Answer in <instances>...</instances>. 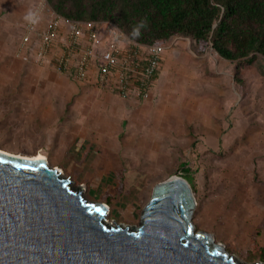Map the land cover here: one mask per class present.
<instances>
[{"label": "rangeland", "instance_id": "1", "mask_svg": "<svg viewBox=\"0 0 264 264\" xmlns=\"http://www.w3.org/2000/svg\"><path fill=\"white\" fill-rule=\"evenodd\" d=\"M35 2L0 0V150L42 154L124 225L139 226L154 186L181 176L194 230L264 262V58L241 65L238 82L235 62L181 36L188 45L166 52L158 77L162 104L128 103L18 60V21Z\"/></svg>", "mask_w": 264, "mask_h": 264}, {"label": "water", "instance_id": "2", "mask_svg": "<svg viewBox=\"0 0 264 264\" xmlns=\"http://www.w3.org/2000/svg\"><path fill=\"white\" fill-rule=\"evenodd\" d=\"M83 190L46 160L0 150V264H264L194 230L181 176L154 186L139 226L108 220V206Z\"/></svg>", "mask_w": 264, "mask_h": 264}, {"label": "built area", "instance_id": "3", "mask_svg": "<svg viewBox=\"0 0 264 264\" xmlns=\"http://www.w3.org/2000/svg\"><path fill=\"white\" fill-rule=\"evenodd\" d=\"M16 57L48 64L72 79L107 90L124 100L150 97L167 44H143L108 21L70 20L46 0H36L18 21Z\"/></svg>", "mask_w": 264, "mask_h": 264}, {"label": "trees", "instance_id": "4", "mask_svg": "<svg viewBox=\"0 0 264 264\" xmlns=\"http://www.w3.org/2000/svg\"><path fill=\"white\" fill-rule=\"evenodd\" d=\"M46 1L67 19L108 21L143 44H167L177 37H189L235 62L238 82L241 65L252 64L257 56L264 58V0Z\"/></svg>", "mask_w": 264, "mask_h": 264}, {"label": "crops", "instance_id": "5", "mask_svg": "<svg viewBox=\"0 0 264 264\" xmlns=\"http://www.w3.org/2000/svg\"><path fill=\"white\" fill-rule=\"evenodd\" d=\"M32 3V2H31ZM29 5H30V3H29ZM185 41V39L184 38H182V37H177L175 40H174V42L171 44V45H169L167 48H166V50H165V52H164V56H163V59H162V65H161V68H160V70L158 71V73H157V76H156V79H155V82H154V84H153V87H152V89H151V94H150V97H149V99H147V100H140V101H131V100H125V101H127L128 103H135V104H139V103H146V102H151V103H161V100L163 99V97H164V92H163V89H162V87L161 88H159L158 87V77H159V75L161 74V71L164 69L163 67L167 64V59H168V56H166V54H168L171 50H178V49H181L182 48V46L184 47V45L186 44V46L188 45V42H184ZM170 50V51H169ZM166 52H168V53H166ZM18 60H20L19 58H18ZM21 61V60H20ZM22 62V61H21ZM25 65H27V66H30V67H32V66H37V65H34V64H25ZM40 66V65H39ZM43 67H47V68H50V67H48L47 65H44ZM41 73V72H40ZM160 83H161V80H160ZM88 87H90L89 89L90 90H95V91H98V92H101V93H108V94H110V95H112V96H114V97H116V98H119V99H122V98H120L119 96H117V95H115V94H113V93H111V92H109V91H107V90H104V89H100L99 87H97V86H88ZM162 89V90H161ZM122 100H124V99H122ZM162 104V103H161ZM49 105V104H48ZM160 107V106H159ZM160 110L162 111V112H164L163 110H162V108L160 107ZM159 127H160V121H159V123H158V129H159ZM39 154H36V155H33V156H25V157H36V156H38ZM42 155V154H41ZM21 156V155H20ZM43 156V155H42ZM44 157V156H43ZM45 158V157H44ZM58 168V167H57ZM59 169H61L60 167H59ZM62 170V169H61ZM63 172V171H62Z\"/></svg>", "mask_w": 264, "mask_h": 264}, {"label": "bare ground", "instance_id": "6", "mask_svg": "<svg viewBox=\"0 0 264 264\" xmlns=\"http://www.w3.org/2000/svg\"><path fill=\"white\" fill-rule=\"evenodd\" d=\"M25 157V156H24ZM29 158V157H28ZM31 158H33V159H43V160H45V158L41 155V154H39L38 156H36V157H31ZM60 172H62V170L61 169H59V167L57 168ZM62 174H63V172H62ZM108 210H109V207H108Z\"/></svg>", "mask_w": 264, "mask_h": 264}, {"label": "clouds", "instance_id": "7", "mask_svg": "<svg viewBox=\"0 0 264 264\" xmlns=\"http://www.w3.org/2000/svg\"><path fill=\"white\" fill-rule=\"evenodd\" d=\"M141 23L143 24V22H141ZM135 34H138V33L134 32V35H135Z\"/></svg>", "mask_w": 264, "mask_h": 264}, {"label": "snow or ice", "instance_id": "8", "mask_svg": "<svg viewBox=\"0 0 264 264\" xmlns=\"http://www.w3.org/2000/svg\"><path fill=\"white\" fill-rule=\"evenodd\" d=\"M17 167H19V166H17Z\"/></svg>", "mask_w": 264, "mask_h": 264}]
</instances>
